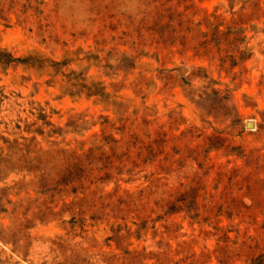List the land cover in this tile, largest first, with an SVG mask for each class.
<instances>
[{
    "label": "rangeland",
    "instance_id": "obj_1",
    "mask_svg": "<svg viewBox=\"0 0 264 264\" xmlns=\"http://www.w3.org/2000/svg\"><path fill=\"white\" fill-rule=\"evenodd\" d=\"M0 264H264V0H0Z\"/></svg>",
    "mask_w": 264,
    "mask_h": 264
},
{
    "label": "trees",
    "instance_id": "obj_2",
    "mask_svg": "<svg viewBox=\"0 0 264 264\" xmlns=\"http://www.w3.org/2000/svg\"><path fill=\"white\" fill-rule=\"evenodd\" d=\"M140 199L141 198H139V197L138 198L131 197L130 200H131V202L139 205L138 200H140ZM185 199H186L185 193L180 191L179 192V197H177L175 200H165L164 199L163 200L164 202H162V204H159V202H158V204L162 208H165L167 206L168 208L172 209V207H177L176 204H177L178 201H182V200H185ZM213 206H215V205H212V207ZM243 207L244 206L242 205L241 200L237 199V198H234L232 202L228 203V208H230L233 212H237V214H239V215L243 213V211H244ZM246 207L249 208L248 206H246ZM179 208H182V206L179 205ZM249 247H251V246H249ZM248 256H249V258L251 257L253 259V262H254V259H255L254 254L249 253Z\"/></svg>",
    "mask_w": 264,
    "mask_h": 264
},
{
    "label": "water",
    "instance_id": "obj_3",
    "mask_svg": "<svg viewBox=\"0 0 264 264\" xmlns=\"http://www.w3.org/2000/svg\"><path fill=\"white\" fill-rule=\"evenodd\" d=\"M249 125H250V126H252V125H253V123H252V122H250V123H249Z\"/></svg>",
    "mask_w": 264,
    "mask_h": 264
}]
</instances>
